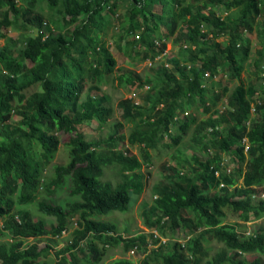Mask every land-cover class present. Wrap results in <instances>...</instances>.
<instances>
[{
	"label": "trees",
	"instance_id": "obj_1",
	"mask_svg": "<svg viewBox=\"0 0 264 264\" xmlns=\"http://www.w3.org/2000/svg\"><path fill=\"white\" fill-rule=\"evenodd\" d=\"M53 13L59 17L52 26ZM119 22L116 43L126 40L132 59L150 63L143 80L127 68L116 79L148 90L140 102L119 101L120 120L105 138H89L86 127L102 129L114 113L88 87L115 73L106 37ZM15 26L26 29L22 40L7 34ZM247 32L257 38L253 58ZM0 38V264H101L108 245L122 244L126 253L129 243L145 252L138 264H263L264 0H0ZM168 42L173 54L163 63ZM248 63L255 77L246 83ZM217 75L228 77L218 82L220 94ZM225 94L227 106L217 107ZM122 121L131 124L126 138ZM60 132L70 134V159L46 176ZM186 137L208 157L178 154ZM126 141L140 147L147 166L150 150L160 147L175 160L166 166L171 182L155 187L143 211L151 233L130 237L128 227L123 234L103 219L131 211L145 184L143 162ZM226 156L236 165L229 172ZM227 209L239 221L228 222ZM44 216L54 223L47 226ZM70 218L78 228L54 256L49 244L29 241L61 236ZM177 230L189 236L190 253L184 243L165 241Z\"/></svg>",
	"mask_w": 264,
	"mask_h": 264
},
{
	"label": "rangeland",
	"instance_id": "obj_2",
	"mask_svg": "<svg viewBox=\"0 0 264 264\" xmlns=\"http://www.w3.org/2000/svg\"><path fill=\"white\" fill-rule=\"evenodd\" d=\"M119 13H125V10L121 9ZM59 15L57 13H53L50 22L53 26L55 22L57 21V18ZM124 16H122V26L126 23L125 20H123ZM258 17L253 16L250 21H257ZM115 26L111 28L109 31V34L107 35V43L108 48L110 49L112 55L116 59V66H115V73L109 77L108 82L99 87H91L90 85L88 88L89 90L95 94L100 99H105L108 104H110L114 110L113 116L108 120V125L104 128H98L97 124L93 122L91 127H86L88 131V137L94 138V139H101L105 138L108 130L113 123L120 120V113L121 108L119 107V101L121 99L126 98H132L135 100V102H140L141 96L148 90L147 84L144 86H123L121 85L117 78V75L122 71V68L130 69L136 73H139L141 80L145 78V75L148 72V66L149 61L147 60H140V58L132 59L128 53H127V46H126V40L121 41V43H116L115 37L113 36V33L118 30V27L120 25V22L114 24ZM7 34L13 38H18L19 40L23 39L26 29L23 28V26L20 27H13L10 29H7ZM31 33H35V29H31ZM247 37L251 41V52H252V58L255 56V50L258 47L257 44V38L255 32L253 33H246ZM226 37H220L219 41H224ZM4 39L0 38V45L4 44ZM166 55L162 56L159 61H162L163 63H167L166 58H168L169 55L173 54L172 51V43L168 42L166 46ZM241 77L243 78L244 82L251 81L255 75L252 73V64H247L245 71L241 74ZM228 79L226 75L223 76V79H220V75H217L214 77L215 84L213 85L215 91H219L218 94H220L221 89L220 85H218V82L221 80ZM255 80V79H254ZM238 83V80H234L232 83L229 84L230 89H232L236 84ZM35 90V86L30 89V91ZM210 95V94H209ZM223 98L217 102V107L224 108L227 106V99L226 94L222 96ZM202 107L197 108V112L199 114V117H207L208 114H203L201 112ZM17 117V116H16ZM131 129V124L125 123L122 121V133L125 134V138L128 136ZM191 135V133H190ZM60 144L59 148L56 154L55 159L53 160L52 164L47 168L46 170V176H50L53 174L54 166L55 164H66L70 159V153L69 148L67 146V141L69 140L70 134L66 132H60ZM125 147L130 149L131 153L136 154L138 157L141 158L143 162V157H141V150L138 145L131 146L128 144V142H125ZM151 152V164L149 166L145 165L143 162V172L145 174V184L141 187L135 190V192L138 195L137 202L131 209V211L127 213H121V212H112L111 214H106L103 216V219L114 221L118 224L119 232L124 234V228L128 227L130 234L126 237L134 236L140 233H146L150 234L152 231V228L146 224V217H144L143 211L146 207H148L153 198L155 197V187L158 186H165L171 182V179L167 177V175L170 174V171L167 169V165H174L175 160L171 158V155L167 153V150L164 148H157L156 150H150ZM176 152L180 155H185L190 157L192 154H196L199 157L206 158L208 157V154L204 152L203 149L198 146L197 148H192L191 143L188 137H186L183 142L180 144V146L176 149ZM224 162L227 164L225 171L229 172V169H235V162H232L226 158L224 159ZM228 167V168H227ZM108 177L111 179H118V177L111 172L108 173ZM239 184H242V179H239ZM159 188V187H158ZM164 188V187H163ZM65 197V194L61 195ZM264 196V195H263ZM60 198V197H59ZM27 210L31 212V214H34L35 218L42 217L39 213L35 211V209L31 206L26 207ZM26 210V211H27ZM227 211V221L228 222H235L239 221L237 220V217L230 211ZM45 223L47 226H50L52 223H54V219L50 217H43ZM70 222L68 223L67 229L62 233L59 237H42V238H32L30 237V242L35 243L39 247H44L46 244L50 245V252L52 256H54L55 252L65 246L70 239L72 238V233L75 229L78 228L77 219L76 218H70ZM257 222H261V220H258ZM1 223V222H0ZM255 222L250 221L247 223L248 229L253 230V224ZM155 234H157V230H154ZM185 232L177 230L175 233H171V235H168V239L163 238V241L170 244H174L175 241H179L181 243H184L185 245V253H190L188 250H186L189 243V236L184 234ZM117 235V234H115ZM9 237V235H7ZM149 240V249H152L155 244H153V241L151 237H148ZM9 241V240H8ZM133 244H128V252L124 253L122 244L117 245H108L107 246V254L105 256V259L102 261L101 264H107L113 259H121V258H127L132 260L134 263L138 264L139 261L145 256V252L142 248L136 249V247H131ZM131 247V248H130ZM149 252V251H148ZM256 257V254H247L245 255V258L247 260H253ZM262 261L264 264V254L262 255Z\"/></svg>",
	"mask_w": 264,
	"mask_h": 264
},
{
	"label": "built area",
	"instance_id": "obj_3",
	"mask_svg": "<svg viewBox=\"0 0 264 264\" xmlns=\"http://www.w3.org/2000/svg\"><path fill=\"white\" fill-rule=\"evenodd\" d=\"M229 171V170H228ZM216 174H219L218 170L216 171Z\"/></svg>",
	"mask_w": 264,
	"mask_h": 264
}]
</instances>
